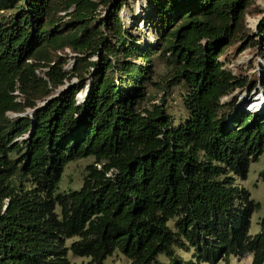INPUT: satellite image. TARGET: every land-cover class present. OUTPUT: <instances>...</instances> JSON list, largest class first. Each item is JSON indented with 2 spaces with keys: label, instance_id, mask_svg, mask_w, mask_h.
Wrapping results in <instances>:
<instances>
[{
  "label": "trees",
  "instance_id": "1",
  "mask_svg": "<svg viewBox=\"0 0 264 264\" xmlns=\"http://www.w3.org/2000/svg\"><path fill=\"white\" fill-rule=\"evenodd\" d=\"M128 1L0 0V264H69L68 252L104 264L116 251L128 264H264V216L249 234L259 203L238 183L264 157V115L222 101L256 78L219 59L249 48L264 62V8L147 0L159 42L144 49L122 21ZM247 13L262 15L255 28ZM155 54L164 91H185L178 125L148 91ZM88 157L79 188L60 191L66 164Z\"/></svg>",
  "mask_w": 264,
  "mask_h": 264
},
{
  "label": "rangeland",
  "instance_id": "2",
  "mask_svg": "<svg viewBox=\"0 0 264 264\" xmlns=\"http://www.w3.org/2000/svg\"><path fill=\"white\" fill-rule=\"evenodd\" d=\"M255 4H258L260 8H264V0H255ZM150 4L147 0H136L128 1L126 5L120 10V15L124 26L129 30L135 37L136 42L140 44L142 48L155 47L158 46V36L155 32L153 22L148 18ZM260 14L247 13L246 22L250 28L254 27V21L259 19ZM68 52V51H67ZM71 57V56H70ZM69 57V61L64 65V69L69 71L73 67V59ZM220 61H224V67L231 70L233 73H238L241 78H245L248 84L252 82L253 77L256 78L255 89L250 90L249 87H239L233 90L230 94L222 98L224 102H229L234 100V106L244 107L243 103L248 97L259 96L264 94V87L259 82V78L264 75V62H261V59L256 56L249 48L243 50H237L235 48H230L224 57L219 58ZM229 59V60H227ZM152 81L155 84H152L148 87V91L154 99L155 102H161L159 97L164 96V104H166L167 113L172 120L174 125H178L184 121L186 118V113L181 106V94L184 91L183 86L175 85L171 86L167 91H164V79L167 78V66L162 57L158 55L152 56ZM262 79V78H261ZM264 79V78H263ZM76 78H71L69 81H66L58 89L66 88L71 84H75ZM250 82V83H249ZM260 83V84H259ZM254 85V84H252ZM251 85V86H252ZM56 94V91H55ZM84 96V90L77 92L76 98L78 102L82 100ZM41 104V103H38ZM32 109H26L24 111V116L28 115ZM248 110V109H247ZM258 111V110H257ZM263 112L264 115V105L262 109L259 110ZM17 113H8V116L13 118L18 116ZM92 158H82L76 159L68 162L64 167L61 181L59 184L60 191H66L69 189H77L81 185L84 168L87 164L91 163ZM264 170V157L261 155L256 161H253L249 165L247 176L244 180L238 181L240 186L246 188L250 197L259 203L258 209H256L250 217V226L248 233L253 235L259 232L260 225L259 222L261 217L264 216V177L260 173ZM71 240L66 241V245L70 243ZM178 253L183 258H188L189 253H184L178 251ZM160 260L166 261L162 255L159 256ZM69 264H82L85 263L88 259L85 257L74 256L71 252H68ZM128 259L119 252H114L110 257H107L104 260V264H128ZM216 264H251V255L243 254L239 257L231 256L225 261H219Z\"/></svg>",
  "mask_w": 264,
  "mask_h": 264
},
{
  "label": "bare ground",
  "instance_id": "3",
  "mask_svg": "<svg viewBox=\"0 0 264 264\" xmlns=\"http://www.w3.org/2000/svg\"><path fill=\"white\" fill-rule=\"evenodd\" d=\"M248 110H260L264 105V94L255 97H248L243 103Z\"/></svg>",
  "mask_w": 264,
  "mask_h": 264
},
{
  "label": "water",
  "instance_id": "4",
  "mask_svg": "<svg viewBox=\"0 0 264 264\" xmlns=\"http://www.w3.org/2000/svg\"><path fill=\"white\" fill-rule=\"evenodd\" d=\"M262 16V15H261ZM261 16L259 17V19H257L256 21H254V28L256 27V25L258 24V22H259V20H260V18H261ZM59 90L60 89H57L56 90V94L59 92ZM51 97H48V99H50ZM223 101V100H222ZM44 104V102L43 103H41V105H43ZM33 111V109L32 110H30V112H28V114H31V112ZM21 116H24V114H21Z\"/></svg>",
  "mask_w": 264,
  "mask_h": 264
}]
</instances>
